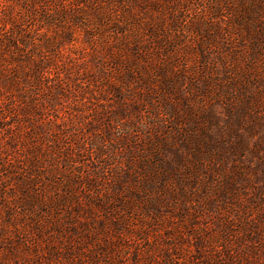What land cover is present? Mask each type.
Instances as JSON below:
<instances>
[{
    "label": "rangeland",
    "instance_id": "1",
    "mask_svg": "<svg viewBox=\"0 0 264 264\" xmlns=\"http://www.w3.org/2000/svg\"><path fill=\"white\" fill-rule=\"evenodd\" d=\"M0 264H264V0H0Z\"/></svg>",
    "mask_w": 264,
    "mask_h": 264
}]
</instances>
